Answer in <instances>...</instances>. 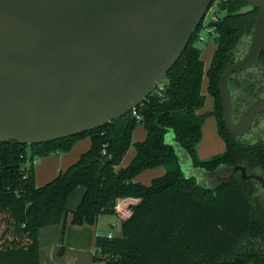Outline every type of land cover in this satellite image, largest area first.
I'll use <instances>...</instances> for the list:
<instances>
[{"label": "trees", "instance_id": "trees-1", "mask_svg": "<svg viewBox=\"0 0 264 264\" xmlns=\"http://www.w3.org/2000/svg\"><path fill=\"white\" fill-rule=\"evenodd\" d=\"M244 0L220 3L224 11L215 25L216 48L206 71L212 114L225 149L199 160V142L206 114L201 93L203 61L194 33L162 82L124 116L86 133L37 144L0 143V264H40L39 230L59 225L70 214V224L94 225L100 215L119 221L120 237L97 235L90 264H217L240 257L243 264H264L258 250L264 240V201L253 180L233 173L226 184L205 189L186 178L172 142L187 153L195 168L211 171L219 165L244 166L247 173H264V146H251L224 127L219 93L223 70L236 60L241 44L249 43L258 9L242 10ZM260 78L246 69L243 80L234 73L227 81L235 109L264 96V50L258 58ZM145 129L132 141L135 125ZM90 140L78 159L41 186L35 185L33 162L52 153H67L82 138ZM264 132L256 139H263ZM130 146L134 154L120 167ZM109 158V162L104 160ZM165 173L148 185L135 181L147 169ZM83 188L74 210L67 199ZM62 250V248H61Z\"/></svg>", "mask_w": 264, "mask_h": 264}, {"label": "water", "instance_id": "water-1", "mask_svg": "<svg viewBox=\"0 0 264 264\" xmlns=\"http://www.w3.org/2000/svg\"><path fill=\"white\" fill-rule=\"evenodd\" d=\"M212 1L0 0V143L65 139L129 113L162 82ZM244 1L260 13L247 50L219 78L224 127L236 137L249 134L264 111V97L257 98L232 120L227 81L258 66L264 50V0ZM165 140L174 146L185 177L202 188L226 184L240 171L264 190V179L244 167L195 168L171 132Z\"/></svg>", "mask_w": 264, "mask_h": 264}, {"label": "crops", "instance_id": "crops-1", "mask_svg": "<svg viewBox=\"0 0 264 264\" xmlns=\"http://www.w3.org/2000/svg\"><path fill=\"white\" fill-rule=\"evenodd\" d=\"M85 138L77 140L67 153H52L49 156L37 158L33 162L35 185H43L54 178L60 171H63L66 167L75 162L79 155L89 146L90 140L89 138ZM128 163L129 162H121L120 167H125ZM164 173L162 167L147 169L137 175L135 181L148 185L153 179L162 176ZM82 194L83 188L81 186H77L71 193L66 203L70 211L75 209ZM60 235L62 236L61 239L63 238L62 244L59 243ZM97 235L105 236L98 231L97 222L94 225L83 224L81 226H74L70 224V214L68 213L65 220L59 225L45 227L39 230L40 264H60V258L57 256L61 253L65 255L66 251H74V258L81 257V252L85 249L84 247L90 249V242H94ZM43 236L45 237L44 244L42 243ZM116 237H120V232ZM57 248H62V250L57 252ZM93 249L94 245L92 247V250Z\"/></svg>", "mask_w": 264, "mask_h": 264}, {"label": "rangeland", "instance_id": "rangeland-1", "mask_svg": "<svg viewBox=\"0 0 264 264\" xmlns=\"http://www.w3.org/2000/svg\"><path fill=\"white\" fill-rule=\"evenodd\" d=\"M218 1L214 3L216 5ZM248 8V5L245 6L242 10H246ZM220 7L218 6V9L214 12L212 16L220 18L224 11L219 10ZM198 37L200 36V40L197 37L196 45L201 49V58L203 61V75H202V82H201V93L204 96V103L202 108L200 109V113L206 114L205 120L202 125L201 129V137L199 142L194 146V152L196 154V157L199 160H207L214 156H217L219 154H222L225 149V145L223 140L220 138L218 134L217 129V122L212 114L213 108H214V102L212 96L207 91V78H206V71L209 66L210 59L212 57V54L216 48L215 44V37L216 34L211 33L208 34L206 31V27H202L199 25L195 32ZM248 41L244 44L243 49L245 51L248 47ZM241 44L238 47V50L240 48ZM199 113V111H198ZM145 137V129L142 125L137 124L134 127L133 133H132V141L133 142H140ZM244 139L250 140V137L248 134L242 136ZM86 137L85 139H87ZM134 154V148L133 146H130L129 149L126 151L124 158L122 159V162H130L132 159V155ZM164 172L165 169L163 168ZM181 170L184 174V176H188L187 172L185 171L184 167H181ZM81 200V199H80ZM79 200V202H80ZM78 205V203H77ZM76 205V206H77ZM76 208V207H75ZM98 225V231L100 233H103L104 235L108 232H111L114 237L120 232V224L117 218L110 216V215H100L97 220ZM60 235L59 243L62 244V240ZM45 237H42V243L44 244ZM87 242V241H86ZM94 245V242H90V249L87 247H84V251L81 252V257L74 258V251H66V254L63 255L62 253L57 256L60 258V264H90L91 263V255L94 254V250H92V247ZM46 249V248H45ZM44 250V247H43ZM57 252L61 251V248L56 249ZM246 264H253L252 262H247Z\"/></svg>", "mask_w": 264, "mask_h": 264}, {"label": "flooded vegetation", "instance_id": "flooded-vegetation-1", "mask_svg": "<svg viewBox=\"0 0 264 264\" xmlns=\"http://www.w3.org/2000/svg\"><path fill=\"white\" fill-rule=\"evenodd\" d=\"M250 9H251V6L248 5V8L246 10H250ZM243 47H244V45L242 44L240 46L239 50L236 52V57H235L236 59L239 58V57H241L243 55V53L245 52V49H243ZM243 71H245V70H243ZM243 71H240L237 74L238 75V78L241 79V80H243V77L241 75V72H243ZM249 71L252 72V73L255 72L258 75V77L260 78V76H261V68L259 67V64H258V66H255L254 68L249 69L248 72ZM261 97H264V96H261ZM261 97H259V98H261ZM254 100H252V101H254ZM230 102H231V113H232V120H233V122H236L240 118V116L242 115L243 111L251 103L250 102L246 106L244 105V106H242L240 108L235 109V104L233 102V98L230 99ZM262 132H264V111H260L255 116V118L253 120V124H252L251 131L248 134L249 137H250V140H247L246 139V142L250 143L251 146H258V145H260V146L263 145L264 146V138L263 139H256L257 137H259L262 134ZM242 167H244V166H242ZM211 171H213V170H211ZM245 171H246V174L258 175V176H261L264 179V173H262V174L260 172H257V173H247L246 168H245ZM239 173H240V171H239ZM209 183H210L209 185H213V182L209 181ZM254 186L257 189L258 194H260V195L263 196V201H264V190L261 188L260 184L258 182H256V181L254 182ZM258 250L260 251L261 254H263V252H264V240H263L262 246H260L258 248Z\"/></svg>", "mask_w": 264, "mask_h": 264}, {"label": "built area", "instance_id": "built-area-1", "mask_svg": "<svg viewBox=\"0 0 264 264\" xmlns=\"http://www.w3.org/2000/svg\"><path fill=\"white\" fill-rule=\"evenodd\" d=\"M218 1V3L216 5H214V3ZM227 0H213L211 5L209 6V8L207 9L205 16L203 17L200 26L202 27H206V31L208 34L211 35V33L215 34V25L214 23L217 22L218 18L212 16L214 14V12L218 9V6L220 5V3H224ZM199 27V26H198ZM198 39L200 40V36L198 37ZM131 113L136 117L137 121L140 120V117L136 114L134 108L131 110ZM107 238H112L114 237L113 234L111 232L107 233L105 235Z\"/></svg>", "mask_w": 264, "mask_h": 264}]
</instances>
